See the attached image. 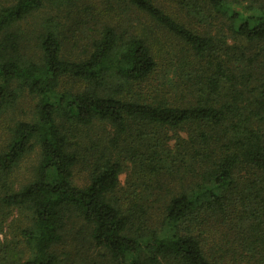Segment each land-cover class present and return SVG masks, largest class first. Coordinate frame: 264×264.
Listing matches in <instances>:
<instances>
[{"label": "trees", "instance_id": "16d2710c", "mask_svg": "<svg viewBox=\"0 0 264 264\" xmlns=\"http://www.w3.org/2000/svg\"><path fill=\"white\" fill-rule=\"evenodd\" d=\"M123 1L183 40L199 60H212L215 71L208 91L217 89L214 93L220 94L227 83L239 92L232 83L237 75L230 67L229 51L221 40L187 29L152 0ZM46 2L16 0L0 9V116L18 99L15 83L38 99L37 119L18 122L0 154V172L8 178L36 146L40 152L30 182L2 198L5 206L31 213L32 227L23 231L31 254L21 264H62L59 248L77 223L89 230L97 248L120 264H248L245 249L264 244V76L259 82L258 111L244 118L237 100L220 106L202 102L210 95L197 83L180 88V94L190 91L197 97L187 104L170 100L171 95L134 99L132 88L154 76L159 64L148 39L138 36L122 43L111 27L103 29L84 60L65 58L62 36L43 32L38 38L41 61L25 62L20 56L22 38L12 28L43 10ZM210 2L225 17L233 36L264 43V11L244 14L227 0ZM239 69L247 74L251 66L240 64ZM64 79L80 80L87 87L73 93L63 89ZM97 122L109 124L114 134L107 138L108 146L90 156L89 182L79 187L73 179L80 154L68 129L89 128ZM225 125L245 130H232V139H221L214 132ZM179 130L191 131L193 168L201 165L207 170L191 192L172 195L163 231L145 233V199L122 189L120 175L128 159L135 172L150 176L167 168L175 158L165 142L167 133ZM186 147L185 142L179 145V156ZM242 173L252 176L249 193L235 191V176ZM249 205L254 223L245 235L232 242L218 240L212 223L233 215L239 218Z\"/></svg>", "mask_w": 264, "mask_h": 264}, {"label": "rangeland", "instance_id": "374dc122", "mask_svg": "<svg viewBox=\"0 0 264 264\" xmlns=\"http://www.w3.org/2000/svg\"><path fill=\"white\" fill-rule=\"evenodd\" d=\"M15 1L0 0V9ZM152 1L187 29L223 42V49H227L230 54V67L237 75L232 83L236 84L239 92L226 87L227 83L220 89V94L214 93L217 89L208 91L210 85L208 81L215 71L212 60L196 58L194 51L183 40L159 27L148 15L123 0H47L43 10L12 28V31H16L22 38L21 59L25 62H40L43 54L38 45L39 35L53 31L62 36L65 58L84 60L101 38L103 29L111 27L118 33L122 43L138 36L148 39L159 64L154 76L132 88L131 96L134 99L150 100L171 95L170 100H175L179 102L178 104L182 102L187 104L192 99L197 101V97L189 95L190 91L180 94V88L197 83L201 90H206L210 95L205 96L206 99L202 102L207 101L220 106L233 105V100H237L239 111L244 118L255 116L258 102L262 99L259 82L264 76V43H253L233 36L227 20L214 11L210 0ZM227 1L235 11L244 14L264 11V0ZM240 64L251 66V71L242 74ZM86 87L87 84L80 80H63V89L73 93L83 92ZM13 88L19 96L0 116V154L10 144L14 127L18 122H34L37 119L38 99L22 90L18 83H15ZM123 96L127 98V90ZM68 130L74 148L80 154L73 183L84 187L89 182L90 156L96 155L109 145L114 130L109 124L101 122L89 128L77 129L69 126ZM232 130L241 132L245 129L243 126L234 129L231 125H225L216 129L214 134L221 139L230 140L234 137ZM190 132L179 130L167 133L169 140L165 142L169 145L171 155L175 156L172 161L177 162L169 160L168 167L163 168L159 174L150 176L146 171L135 172L136 166L131 159L127 160L121 172L122 189L132 192L133 197H139L141 194L145 199L144 205L147 210L143 222L145 233L162 232L166 206L172 195L189 193L202 182L207 168L201 165L193 168L188 142ZM183 142L187 145V151L179 156V153L181 154L179 145ZM39 158L40 152L36 146L12 176L6 178L0 172V264H21L30 257L31 251L23 231L32 227L31 213L5 206L2 198L30 182ZM249 178L252 176L236 174L234 185L238 189L235 187V191L249 193L251 189L248 185ZM243 210L245 212L240 213L239 218L233 215L225 222L212 223L218 240L232 242V239L237 240L235 237L241 239L245 235V231L253 225L254 219L250 205L243 207ZM68 235L59 248L62 264H120L110 258L105 250L97 248L92 243L89 230L83 225L75 224L70 228ZM243 254L250 257L248 264H264V244L256 245L248 251L245 249Z\"/></svg>", "mask_w": 264, "mask_h": 264}]
</instances>
